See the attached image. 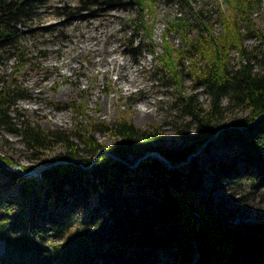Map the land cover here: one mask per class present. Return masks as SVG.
<instances>
[{"label": "trees", "instance_id": "1", "mask_svg": "<svg viewBox=\"0 0 264 264\" xmlns=\"http://www.w3.org/2000/svg\"><path fill=\"white\" fill-rule=\"evenodd\" d=\"M111 1L136 12L127 19L125 52L136 61L143 53L151 54L158 77L173 86L177 118L189 117L179 122L178 130L185 137L193 125L195 133L182 146L167 145L159 125L141 128L123 114L109 124L96 122L74 100L68 103L73 112L68 130L44 129L12 114L16 101L28 96L18 83V72L31 65L23 41L44 2L0 0V61L14 60L9 72L0 73V132H17L37 159L18 166L29 171L68 159L88 166L103 147L95 134L107 131L114 139L106 147L110 153H100L89 167L73 161L47 165L38 175L27 176L0 165V264H188L194 258V264H242L241 258L264 264V220L225 224L212 210L195 209L185 198L200 183L195 157L186 169L167 167L154 156L134 168L128 165L153 150L171 164L183 161L216 132L219 137L229 132L225 110L241 107L248 114L237 123L245 128L242 133L229 132L243 145L241 161L235 156L211 163L212 180L223 184L243 178L251 185H264V32L252 17L263 1L222 0V7L216 0L217 16L210 18L191 0H176L185 13L165 20L159 53L152 37L157 0ZM97 4L98 0H78L74 8L93 11ZM72 9L59 6L55 14L68 16ZM248 37L258 40L250 48L245 45ZM233 52L236 63H231ZM183 74L192 79L193 89L201 88L206 105L198 100V92L185 94ZM127 99L131 103L134 98ZM56 144L61 150L48 157L44 150ZM0 160L15 164L3 155Z\"/></svg>", "mask_w": 264, "mask_h": 264}, {"label": "rangeland", "instance_id": "2", "mask_svg": "<svg viewBox=\"0 0 264 264\" xmlns=\"http://www.w3.org/2000/svg\"><path fill=\"white\" fill-rule=\"evenodd\" d=\"M42 1L44 3L30 23L31 32L23 41L31 65L18 72L19 86L28 96L16 101L12 114L27 117L44 129L68 130L72 126L73 114L68 103L74 100L81 102L84 112L96 122L109 124L123 114L141 128L159 125L164 144L176 147L190 142L195 133L194 126H190L185 137L184 132L178 130L179 122L189 117L177 118L179 112L173 105V86H166L158 77L151 54L143 53L136 61L125 52L123 39L130 34L127 19L136 15L135 10L125 9L111 0H98L93 11L81 12L74 8L78 0ZM262 1L252 17L255 27L264 32ZM191 4L195 9L203 8L204 14L210 18L217 16L216 0H191ZM59 6L71 7L74 12L61 17L55 14ZM154 11L152 37L158 43L159 53L165 20L182 15L185 10L176 0H157ZM218 27L214 24L216 31ZM174 41L177 43L178 37H174ZM257 41L255 37H248L245 45L250 48ZM13 61V58L0 61V73L9 72ZM236 61L237 54L233 52L231 63ZM185 64H188L186 60ZM191 82L189 76L182 75L185 94L198 92V100L206 105L207 99L201 88L193 89ZM129 96L134 98L131 103L127 99ZM222 102L226 104L224 98ZM247 114L248 110L241 107L225 110V121L231 124L229 132L237 129L242 133L245 127L237 122ZM229 132L221 137L216 132L200 145L201 151L192 157L200 169V183L198 187L190 188L185 198L195 209L200 206L212 210L222 223L253 225L264 220V185L258 182L254 186L243 178L230 179L223 184L212 180L211 163L228 161L235 156V161H241L243 145ZM95 135L103 144L101 148L114 141L107 131ZM60 150L61 146L56 144L44 153L51 157ZM0 155L10 157L16 166L37 161L17 132L4 129L0 132ZM187 163L182 165L184 169ZM207 168L210 170L204 171ZM2 251L3 242L0 241ZM167 256L168 253H164L162 258ZM194 260L188 264H194ZM239 261L252 264L246 258Z\"/></svg>", "mask_w": 264, "mask_h": 264}, {"label": "water", "instance_id": "3", "mask_svg": "<svg viewBox=\"0 0 264 264\" xmlns=\"http://www.w3.org/2000/svg\"><path fill=\"white\" fill-rule=\"evenodd\" d=\"M262 117V115H260L258 118ZM202 147V146H201ZM201 147H199L196 151L190 153L188 155V157L186 159H184L183 161H180L176 164H171L164 156H162L159 152L157 151H148L146 152L145 154H143L142 156H139L137 157V159L135 160L134 163H131V164H128L127 161L125 159H122L120 158L119 156L117 155H114V154H111L115 159L123 162V163H126L129 165V167L131 168H134L136 167V165L139 163V161L147 156H154L156 157L157 159L161 160L167 167H178L180 165H182L184 162L188 161L189 159H191L193 156H195L196 154H198L200 151H201ZM100 153H110L106 148H100L96 154L94 155L91 163L93 164L94 161L96 160L97 156L100 154ZM78 162V164L81 166V167H89V166H85L83 165L82 161L80 159H68V160H61V161H55V162H52V163H48V164H39L37 165L36 167H34L33 169L29 170V171H25L21 168H19L18 166L16 165H13V166H8L6 165L2 160H0V165H2L4 168H6L8 171H11V172H16L20 175H33V174H36L38 173L39 174V171L47 166V165H54V164H64V163H69V162Z\"/></svg>", "mask_w": 264, "mask_h": 264}, {"label": "bare ground", "instance_id": "4", "mask_svg": "<svg viewBox=\"0 0 264 264\" xmlns=\"http://www.w3.org/2000/svg\"><path fill=\"white\" fill-rule=\"evenodd\" d=\"M189 160H190V159H189ZM189 160H188V161H189ZM188 161L184 162L183 164L187 163ZM183 164H182V165H183ZM182 165H180V166H182Z\"/></svg>", "mask_w": 264, "mask_h": 264}]
</instances>
